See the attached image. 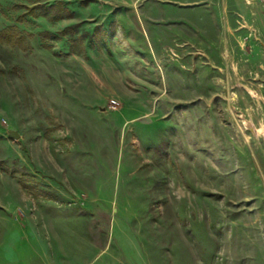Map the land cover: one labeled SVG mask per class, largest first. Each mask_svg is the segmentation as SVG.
I'll return each mask as SVG.
<instances>
[{
  "label": "rangeland",
  "instance_id": "rangeland-1",
  "mask_svg": "<svg viewBox=\"0 0 264 264\" xmlns=\"http://www.w3.org/2000/svg\"><path fill=\"white\" fill-rule=\"evenodd\" d=\"M243 2L217 49L203 0H0V264H264Z\"/></svg>",
  "mask_w": 264,
  "mask_h": 264
},
{
  "label": "crops",
  "instance_id": "crops-1",
  "mask_svg": "<svg viewBox=\"0 0 264 264\" xmlns=\"http://www.w3.org/2000/svg\"><path fill=\"white\" fill-rule=\"evenodd\" d=\"M203 2L205 6L202 8L207 10L212 18L218 17L221 22L219 40L217 43H210V48L225 47L228 37L230 38V34L233 33L232 17L236 12H242L245 9L244 2L243 0H203Z\"/></svg>",
  "mask_w": 264,
  "mask_h": 264
},
{
  "label": "water",
  "instance_id": "water-1",
  "mask_svg": "<svg viewBox=\"0 0 264 264\" xmlns=\"http://www.w3.org/2000/svg\"><path fill=\"white\" fill-rule=\"evenodd\" d=\"M9 135H10V137H12L14 139H18L19 138L18 135L16 133H14V132H10Z\"/></svg>",
  "mask_w": 264,
  "mask_h": 264
},
{
  "label": "built area",
  "instance_id": "built-area-1",
  "mask_svg": "<svg viewBox=\"0 0 264 264\" xmlns=\"http://www.w3.org/2000/svg\"><path fill=\"white\" fill-rule=\"evenodd\" d=\"M260 1H261L262 3H264V0H260ZM115 105H116V102L114 101V102H113V108H116Z\"/></svg>",
  "mask_w": 264,
  "mask_h": 264
},
{
  "label": "bare ground",
  "instance_id": "bare-ground-1",
  "mask_svg": "<svg viewBox=\"0 0 264 264\" xmlns=\"http://www.w3.org/2000/svg\"><path fill=\"white\" fill-rule=\"evenodd\" d=\"M245 126H249V124L246 123ZM263 135H264V132H263Z\"/></svg>",
  "mask_w": 264,
  "mask_h": 264
}]
</instances>
